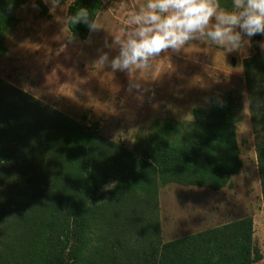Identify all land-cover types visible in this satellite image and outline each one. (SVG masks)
Listing matches in <instances>:
<instances>
[{
	"label": "trees",
	"instance_id": "1",
	"mask_svg": "<svg viewBox=\"0 0 264 264\" xmlns=\"http://www.w3.org/2000/svg\"><path fill=\"white\" fill-rule=\"evenodd\" d=\"M26 0H0L1 35L16 25ZM104 0H74L70 32L86 39L70 17L86 7L97 18ZM260 35L244 63L250 118L264 199V54ZM224 106L194 108L193 121L155 120L134 149L106 137L98 123L75 119L0 78V264H88L98 238L103 203L146 194L151 177L219 190L242 168L237 138L242 103L228 94ZM136 264H254L263 259L254 220L243 217L162 242L152 219L140 231ZM97 239V240H96ZM103 240V239H102Z\"/></svg>",
	"mask_w": 264,
	"mask_h": 264
},
{
	"label": "rangeland",
	"instance_id": "2",
	"mask_svg": "<svg viewBox=\"0 0 264 264\" xmlns=\"http://www.w3.org/2000/svg\"><path fill=\"white\" fill-rule=\"evenodd\" d=\"M73 1L60 0V7L50 8L43 0H26L20 6L16 25L1 35L8 48L0 56L1 79L75 119L98 123L100 132L128 149L155 120L193 121L194 108H210L217 96L230 93L242 103L237 123L241 172L219 190L159 186L151 177L146 194L106 201L91 234L100 241L91 245L88 253L95 254L88 264H136L140 231L152 216L162 242L251 216L255 243L263 253L254 264H264V199L244 72L255 36L231 53L210 42L191 41L180 53H162L149 67L113 72L96 59L97 50L106 35L124 37L130 11L146 0H104L97 17L104 30L86 39L68 28ZM219 3L228 8L231 0ZM262 43L264 36L259 41L264 54ZM130 80L148 91H127Z\"/></svg>",
	"mask_w": 264,
	"mask_h": 264
},
{
	"label": "clouds",
	"instance_id": "3",
	"mask_svg": "<svg viewBox=\"0 0 264 264\" xmlns=\"http://www.w3.org/2000/svg\"><path fill=\"white\" fill-rule=\"evenodd\" d=\"M43 2L50 8L60 7V0ZM69 19L75 25L83 24L90 34L104 30L86 7ZM128 21L123 38L106 35L97 50L96 59L113 72L149 67L162 53H180L191 41L210 42L228 53L238 51L253 36H264V0H231L228 8L219 0H146L130 11ZM260 47L264 49V43ZM134 90L148 91L130 80L127 91ZM216 103L223 107V98L217 96Z\"/></svg>",
	"mask_w": 264,
	"mask_h": 264
}]
</instances>
